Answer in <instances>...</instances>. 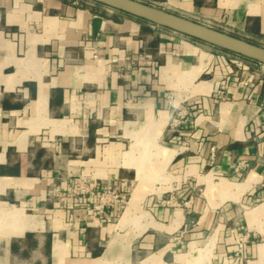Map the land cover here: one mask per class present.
Instances as JSON below:
<instances>
[{
    "label": "crops",
    "instance_id": "1",
    "mask_svg": "<svg viewBox=\"0 0 264 264\" xmlns=\"http://www.w3.org/2000/svg\"><path fill=\"white\" fill-rule=\"evenodd\" d=\"M137 1L264 47V0ZM79 3L0 0V264H264V65ZM79 175L119 221L69 225Z\"/></svg>",
    "mask_w": 264,
    "mask_h": 264
},
{
    "label": "built area",
    "instance_id": "2",
    "mask_svg": "<svg viewBox=\"0 0 264 264\" xmlns=\"http://www.w3.org/2000/svg\"><path fill=\"white\" fill-rule=\"evenodd\" d=\"M151 64V59L141 53L126 55L118 61V68L122 71H129ZM264 107V96L262 98ZM186 114V112H185ZM182 112L179 117L174 120L173 125L177 126L180 118H183ZM244 163H239L235 170L244 168ZM51 195L65 197L66 194L60 192L59 189H53ZM70 197L73 198L74 204L71 208L69 217V225L73 228H83L101 225L109 219L110 212L119 214L126 209L129 196L123 192L114 183H99L97 178L79 175L74 179V184ZM91 199V200H89ZM90 201V202H88Z\"/></svg>",
    "mask_w": 264,
    "mask_h": 264
},
{
    "label": "water",
    "instance_id": "3",
    "mask_svg": "<svg viewBox=\"0 0 264 264\" xmlns=\"http://www.w3.org/2000/svg\"><path fill=\"white\" fill-rule=\"evenodd\" d=\"M90 1L264 65V47L197 23V21L177 16L137 0Z\"/></svg>",
    "mask_w": 264,
    "mask_h": 264
},
{
    "label": "rangeland",
    "instance_id": "4",
    "mask_svg": "<svg viewBox=\"0 0 264 264\" xmlns=\"http://www.w3.org/2000/svg\"><path fill=\"white\" fill-rule=\"evenodd\" d=\"M81 1V3H79V5H81V6H83V7H92L93 9H101V8H105V9H109V10H112V11H116V10H113V9H110V8H107V7H104V6H102V5H99V4H96V3H93V2H91L90 0L88 1V0H80ZM117 12H119V11H117ZM119 13H122V12H119ZM193 21H197V23H200V24H203V25H206V26H209V27H211V28H213V29H216V30H219V31H221V32H224V33H227V34H230V35H232V36H236V35H233V32H232V30L229 28V27H227V26H225V25H223V24H217V23H215V21H208L207 19H198V20H193ZM202 43V42H201ZM203 44H205V43H203ZM210 46V45H209ZM260 46V45H259ZM211 47H213V46H211ZM216 51H218L219 53H226L225 51H223V50H221V49H219V48H216V47H213ZM251 69H253V68H250V70L248 69V71H252ZM129 198H131L130 196H129ZM128 198V199H129ZM125 210L126 209H124V210H122L120 213H119V217H118V221L121 219V217L124 215V213H125ZM117 221V222H118ZM116 222V223H117ZM110 246L111 245H109L108 247H109V249H110ZM112 248V247H111Z\"/></svg>",
    "mask_w": 264,
    "mask_h": 264
},
{
    "label": "bare ground",
    "instance_id": "5",
    "mask_svg": "<svg viewBox=\"0 0 264 264\" xmlns=\"http://www.w3.org/2000/svg\"><path fill=\"white\" fill-rule=\"evenodd\" d=\"M133 207H134V206H133ZM131 208H132V207H131ZM132 209H133V208H132ZM133 215H134V214H133ZM142 215H143V214H142ZM130 216H132V215H131V212L128 210V214H127V216L124 217V219H125L124 221H127V220L131 219ZM142 218H143V217H142ZM121 224H122V223H121ZM127 247H128V246H126V248H127ZM126 250H127V249H126Z\"/></svg>",
    "mask_w": 264,
    "mask_h": 264
},
{
    "label": "trees",
    "instance_id": "6",
    "mask_svg": "<svg viewBox=\"0 0 264 264\" xmlns=\"http://www.w3.org/2000/svg\"><path fill=\"white\" fill-rule=\"evenodd\" d=\"M140 20V19H139ZM142 22H144V23H147L146 21H143V20H141ZM226 53H229V52H227V51H225ZM229 54H232V53H229ZM232 55H234V54H232Z\"/></svg>",
    "mask_w": 264,
    "mask_h": 264
}]
</instances>
